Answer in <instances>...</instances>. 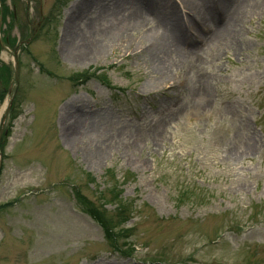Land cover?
Instances as JSON below:
<instances>
[{
    "label": "rangeland",
    "instance_id": "obj_1",
    "mask_svg": "<svg viewBox=\"0 0 264 264\" xmlns=\"http://www.w3.org/2000/svg\"><path fill=\"white\" fill-rule=\"evenodd\" d=\"M182 1L0 0V264H264V0Z\"/></svg>",
    "mask_w": 264,
    "mask_h": 264
},
{
    "label": "bare ground",
    "instance_id": "obj_2",
    "mask_svg": "<svg viewBox=\"0 0 264 264\" xmlns=\"http://www.w3.org/2000/svg\"><path fill=\"white\" fill-rule=\"evenodd\" d=\"M226 1H224V2H226ZM163 2H165V1H163ZM182 4H183V8H187L191 12L193 10L198 15L200 14L201 16H204V18L205 17L213 18V16H215L216 12H217L214 10V6H211L209 0H200V3L198 4V6H195L189 0L182 1ZM163 5H164V3H163ZM163 5H161V8L163 7ZM159 10L160 9H155L156 12L161 13V11H159ZM167 11L171 15L174 27L176 29L175 32L177 34L179 33V35H182L183 33L185 34L187 32V29H186L187 24L186 23H192L200 29L203 28V26H204L203 25L204 22H203L202 18H200V16H198L196 13H195L196 16L192 15L191 17H189L186 20V22H184V20L182 18V12L176 6L170 8ZM117 14H118V17H120L123 24H118V25L114 26V32L112 34L108 35V36H110V39L108 41L98 42L97 45H94V48H97L98 52H101V53L107 52L109 48L115 47V44H117V42H115V41H118L123 36L127 40V35H131L133 33V31L139 32V30H140V32L142 34H145V35L147 33L146 37L150 36V38H152L154 41H155V39L153 37L159 38L158 35L160 32H159L157 26L153 27L152 31L151 30L146 31V32L144 31V29L149 25L148 18L138 16L136 14V10L133 12H131L129 10H124V11L116 13V15ZM198 17L200 18V21H201L200 24H202V26L200 25V27H199V24L197 25V23L199 21ZM237 21H238L237 18H233V23H237ZM226 30H227V28L223 27L220 30H217L216 32L210 31L208 35H205L204 38L202 39V40H204L203 43H205L204 48L202 49L203 53H207V51L210 49V44H220L221 41L225 40L226 38H229ZM72 32H73V30H71V33ZM165 37H167V36H165ZM180 41L177 40V42L182 45V43H180ZM85 42H86V39L84 38V39H82L80 44L76 45L75 50L69 51L70 58L74 62L85 61L93 55V52L91 51V49L88 48V45H90V44L88 42H86L88 44L87 45ZM84 43L86 44L85 46H84ZM127 43L131 44L130 41H127ZM179 44L174 45V51L176 53L180 51L179 53L182 54L184 52L182 51V47L179 46ZM92 48H93V46H92ZM169 59H170V56H168V62H169ZM164 60L166 61V59H164ZM168 69H169V66L165 69V71L167 72ZM202 91L205 93H208L207 82L204 86H202ZM81 123H83L84 125L88 124V122H86V121H82ZM72 128L73 127H71L70 129L72 130ZM73 131L76 132V128H73ZM155 131H156L157 136H160V137H164L166 134V130L163 128L155 129ZM72 139H73V136H72ZM99 155H101V152Z\"/></svg>",
    "mask_w": 264,
    "mask_h": 264
},
{
    "label": "trees",
    "instance_id": "obj_3",
    "mask_svg": "<svg viewBox=\"0 0 264 264\" xmlns=\"http://www.w3.org/2000/svg\"><path fill=\"white\" fill-rule=\"evenodd\" d=\"M119 204H120V205H119V207H120V208H119L120 213H119V216H118V218H119L118 221H119L120 219H123L125 213L128 211V208H127V211L125 212L126 206L124 207L121 203H119ZM124 208H125V209H124ZM102 219H103V220H101V221H102L103 224H104L105 222H107V220H108L106 217H102ZM124 221H125V220H124ZM107 223L109 224V231L112 232V233L114 232V235H115L116 227L113 228V227L111 226V224H110L109 221H108ZM119 225H120V224H119ZM117 232H118V231H117Z\"/></svg>",
    "mask_w": 264,
    "mask_h": 264
},
{
    "label": "water",
    "instance_id": "obj_4",
    "mask_svg": "<svg viewBox=\"0 0 264 264\" xmlns=\"http://www.w3.org/2000/svg\"><path fill=\"white\" fill-rule=\"evenodd\" d=\"M16 75L18 76V71L16 72Z\"/></svg>",
    "mask_w": 264,
    "mask_h": 264
}]
</instances>
